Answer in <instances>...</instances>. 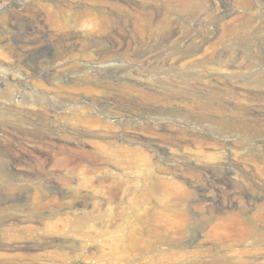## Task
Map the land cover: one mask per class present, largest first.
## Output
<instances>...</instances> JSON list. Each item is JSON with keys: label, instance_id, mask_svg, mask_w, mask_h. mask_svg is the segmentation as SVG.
I'll return each instance as SVG.
<instances>
[{"label": "rangeland", "instance_id": "374dc122", "mask_svg": "<svg viewBox=\"0 0 264 264\" xmlns=\"http://www.w3.org/2000/svg\"><path fill=\"white\" fill-rule=\"evenodd\" d=\"M103 10L114 24L100 29ZM29 40L41 42L40 52L17 56L14 47ZM263 83L264 0H0V217L3 203L17 198L45 214L29 222L40 247L14 246L20 239L9 232L4 238L14 244H0V264H166L182 248L172 244L160 257L156 223L183 243L194 229L197 247L213 253L189 256L187 264H215L212 257L244 249L263 259ZM8 95L20 106L27 97L57 111L20 121L37 116L5 107ZM84 119L145 151L130 156L129 166L103 157L71 174L53 172L46 159L57 158L58 148L48 132L105 142ZM173 130L186 139L181 146L169 144ZM114 180L124 183L112 187ZM177 183L193 195V216L184 223L169 215L179 203L171 188ZM81 195L88 210L95 204L90 217L76 214L85 207ZM240 204L252 208V228L230 219ZM152 209L166 213L156 223L135 219ZM252 259L241 252L228 264Z\"/></svg>", "mask_w": 264, "mask_h": 264}, {"label": "bare ground", "instance_id": "6f19581e", "mask_svg": "<svg viewBox=\"0 0 264 264\" xmlns=\"http://www.w3.org/2000/svg\"><path fill=\"white\" fill-rule=\"evenodd\" d=\"M73 2V1H72ZM74 4V3H73ZM242 4V3H241ZM252 4V3H251ZM73 6V5H72ZM82 8V7H81ZM105 8V7H104ZM85 11V9H82ZM246 11V14L248 13L247 10ZM250 16V15H249ZM73 18V17H72ZM97 18V27H99L100 29H103V28H107V27H111L110 25H113L114 22H113V19H112V16H111V13L110 11H106V10H103L102 13L96 17ZM249 18V17H248ZM131 21V20H130ZM123 22V21H122ZM96 28V27H95ZM93 29V28H92ZM91 34V32H90ZM110 34V33H109ZM31 35V34H30ZM94 35V34H93ZM38 36V35H37ZM42 36V35H41ZM23 37V36H22ZM36 37V35H35ZM74 37V36H73ZM77 37V36H75ZM91 37V36H90ZM24 38V37H23ZM40 38V37H39ZM20 39V38H19ZM31 39V38H30ZM63 39V38H62ZM77 39V38H75ZM74 39V40H75ZM80 39V38H78ZM83 39V38H82ZM81 39V42L84 41L85 39L82 40ZM18 40V39H17ZM27 40V39H26ZM40 40H42L40 38ZM68 42H69V47L67 46V48L65 49L66 51H71V49L73 48V43L74 41H71L69 38L66 39ZM14 41V40H13ZM37 41V40H36ZM48 41V40H47ZM22 42V41H21ZM26 42V41H25ZM44 42V41H43ZM46 42V41H45ZM49 42V41H48ZM88 42V41H87ZM90 42V41H89ZM41 44V42H40ZM40 44H37L36 42H33L32 40H29L27 41L26 43H20L18 44L15 48V54L17 56H31L34 54H38L40 52ZM67 44V43H66ZM52 45V43H51ZM64 45V43H63ZM68 45V44H67ZM81 45V44H80ZM79 45V46H80ZM46 46H47V43H46ZM45 46V47H46ZM82 46V45H81ZM80 46V47H81ZM11 48V47H10ZM44 49V48H43ZM10 50V49H9ZM12 50V48H11ZM13 51V50H12ZM47 51V50H46ZM45 52V51H43ZM72 52V51H71ZM70 52V53H71ZM108 52V51H107ZM13 53V54H14ZM56 54V53H55ZM108 54V53H107ZM47 55V54H46ZM45 55V56H46ZM61 55V54H59ZM66 55V54H65ZM48 56V55H47ZM52 56V54H51ZM54 56V54H53ZM64 56V55H63ZM37 57V56H36ZM42 57V55H41ZM62 57V56H61ZM106 57V56H105ZM188 57V56H187ZM191 57V56H190ZM48 58V57H47ZM52 58V57H51ZM193 58V57H192ZM38 59V58H37ZM97 59V58H95ZM19 60V59H18ZM21 60V59H20ZM43 60V59H42ZM64 60V59H63ZM247 60V58H246ZM50 61V60H49ZM52 61L55 63V61H57L56 59H52ZM42 62V61H40ZM98 62H101V61H98ZM97 63V62H96ZM95 63V64H96ZM100 63L94 65L97 67H100L102 65H99ZM42 65V64H41ZM56 65V64H55ZM62 65V64H61ZM34 66V65H33ZM51 66V65H50ZM43 67V66H42ZM41 67V68H42ZM62 68V66H60ZM55 68V66L53 67V69ZM57 70H58V67H56ZM44 69V68H43ZM47 69V68H46ZM97 71V70H96ZM46 73V72H45ZM52 73V72H51ZM57 73V72H56ZM98 73V72H97ZM78 74V73H77ZM8 76V75H7ZM54 76V74H53ZM80 76V75H79ZM4 78V77H3ZM79 79V78H77ZM85 79V78H84ZM54 80V79H53ZM8 81V80H7ZM84 81V80H83ZM3 82V81H2ZM54 82V81H53ZM86 82V81H85ZM5 82H3L4 84ZM55 83V82H54ZM2 84V85H3ZM59 84V83H58ZM81 84V83H80ZM79 84V85H80ZM264 84V83H263ZM57 85V84H56ZM57 87V86H56ZM58 88V87H57ZM2 89V88H1ZM5 89V88H4ZM60 85H59V90H60ZM62 91V90H61ZM0 92H3V91H0ZM5 93V91L3 92ZM3 93H0L1 96ZM14 95V94H13ZM70 96V95H69ZM14 96H10L8 95L5 99V107H8L10 109H15L14 107L16 108H20L22 111L24 112H27V113H30L31 116L34 115V116H37V119H32L30 118V120H28L27 117H20L18 118L17 120H20V121H28V122H32L33 120H35L36 122L38 121H43V120H46L49 118V116H53V112L57 111V106H51V107H45L43 102L41 100H38L36 104H32L30 102V100L26 97V100L24 101V104L22 106L18 105V103H16ZM41 99V98H40ZM50 102V101H49ZM2 103V102H1ZM4 103V102H3ZM53 103V102H52ZM65 103V102H64ZM45 104H48L45 103ZM75 104V103H74ZM66 105V104H65ZM72 105V104H71ZM50 106V105H49ZM76 106V105H75ZM60 107V106H59ZM70 107V106H68ZM76 108V107H75ZM78 108V107H77ZM60 110V109H59ZM74 110V109H73ZM65 111V110H64ZM78 111V110H77ZM74 110V115L75 116H81L79 115V113ZM21 112V111H20ZM65 112H68V111H65ZM26 114V113H24ZM15 116V115H14ZM19 116V115H18ZM26 116V115H25ZM84 116V115H83ZM74 117V116H73ZM82 117V116H81ZM77 118V117H76ZM54 120V119H53ZM79 120V119H78ZM85 120V119H84ZM180 121V120H179ZM84 123H87V131L89 132H93L95 133L96 135L98 136H102V137H105V142L102 143V142H99V141H93V140H87L86 138H76V139H73V140H63L61 136H55V135H52L51 133L53 132H48V134L46 135L47 138L49 140L52 141V143H55L54 145L57 146V151H56V157L57 158H54L52 159L51 157L50 158H47L46 160L48 162L51 163V167L53 169V172L54 171H57V172H62L63 169L66 170V174L70 173V172H74L79 165L82 164L83 161H90L91 164L94 163V161H102L103 160V157H107L108 158V161L110 162H114V161H118L122 164H128L131 165V160L129 159L130 156H133L135 154H138V153H141L145 150H143V148L141 147H130V146H125V145H121L119 144L118 142L121 141V139L125 140V138H122V135L120 134H117V133H114L112 130L110 129H103L102 128V124L101 123H93L92 121H90L89 119L88 120H85L83 121ZM158 122H162L160 120H158ZM178 122V121H177ZM25 123V122H24ZM61 123V122H60ZM31 124V123H30ZM49 124V123H48ZM51 124V123H50ZM53 124V123H52ZM58 124V123H57ZM61 126V125H60ZM64 129V128H63ZM54 131V130H53ZM186 132V131H185ZM56 133V132H55ZM171 134L174 138H172L170 141H169V144L170 145H178V146H181L183 142L186 141V139H184L183 137H179L178 136V132L176 130H173V133H169ZM131 134H127L125 133V135H123V137L125 136H129ZM140 135V134H139ZM142 135V134H141ZM158 135V134H156ZM155 135V136H156ZM159 136V135H158ZM141 139V138H140ZM176 139V140H175ZM128 140V139H126ZM180 141L181 144L178 142ZM185 144V143H184ZM40 145V144H39ZM146 149H149V148H146ZM152 151H158V147H152L151 148ZM150 149V150H151ZM170 149H173V148H168L167 150L163 149V151H161V154L162 152L164 154H167L168 152H170ZM150 151V152H152ZM147 153V152H146ZM157 154V153H156ZM159 155V154H158ZM48 157V156H47ZM45 160V161H46ZM256 162V161H254ZM257 163V162H256ZM255 163V165H256ZM254 165V166H255ZM88 166H92V165H88ZM188 168L190 169H193L194 167L188 163ZM71 174V173H70ZM66 176V175H65ZM56 178V177H55ZM73 178V177H72ZM67 179V178H66ZM71 179V178H70ZM58 180V179H57ZM65 180V179H64ZM63 180V181H64ZM52 181V180H51ZM55 181V180H54ZM58 182V181H56ZM69 182V180H68ZM71 182V181H70ZM52 183V182H51ZM67 183V182H66ZM123 181L121 180H114L113 183H112V187H120L123 185ZM171 188H172V192L174 194H176L177 196V199H179V203L176 204V206L171 210L172 212L169 213L170 216H172V218L174 220H178L179 221H182V223H184L185 221L189 220L190 218H192L191 216H193L192 214V200H193V195H192V192L191 190H189L188 188H186L185 186L181 185V184H174V185H171ZM64 191V190H63ZM231 191V190H230ZM69 192V191H68ZM67 192V193H68ZM73 192H74V189H73ZM76 192V191H75ZM64 193V192H63ZM72 193V192H71ZM112 193V192H111ZM110 193V194H111ZM249 196V195H248ZM19 199H15V200H7L5 201L3 204H4V207L7 208V212L4 213L0 218V244H5V245H12L14 244V242L12 244L8 243L6 240H5V235L8 234L9 232H13L14 234H17L15 235V237H19V241H16L17 244H15L14 246H20V247H23V248H28V249H32V248H35L36 246L40 247L39 246V242L35 239V237H29V232L32 231V227L30 225L29 222L31 221H44V218H45V214H43L42 212H38L37 210H34V209H30L25 202L23 203H20L18 201ZM18 201V202H17ZM79 202V205H82V206H87L88 205V202L86 201V199L83 197V195L79 196V199L77 200ZM209 201V200H208ZM207 201V204L205 205V208H207V212L211 215V216H214L215 215V210L216 209H212L210 208L211 204L208 203ZM229 201V200H228ZM234 199L231 200V203L234 204ZM223 204V203H222ZM236 205V203H235ZM83 207L81 210H80V213H76L78 215H80L82 218L83 217H90L92 216V213L95 212L94 211V208H95V204L93 205V209L91 210H88L87 208ZM230 206V205H229ZM220 207V206H219ZM240 208V212L234 216H232L230 219L231 220H245V222L252 228L253 226V222L248 220V218H250V215L247 214V211L251 210L252 208H248L246 205H239L238 206ZM97 210V209H96ZM162 213H166V212H162L161 210H157V209H152V212L150 213H147V211H145L144 213H137L135 219H138L139 220V223H142L144 222V220H150V221H153V222H157V218H159ZM260 215V216H259ZM95 216V214H94ZM157 217V218H156ZM258 218L260 219H264V212L260 213L257 215ZM242 220V221H243ZM223 224V223H222ZM240 224V223H239ZM225 225V224H223ZM238 225V224H237ZM241 225V224H240ZM240 227V226H239ZM162 229V225L160 223H156L155 224V228H154V231H155V241L154 242H158L160 243V247L161 249L159 250V256L160 255H164V251H170L171 250V247H172V244H176L178 247L182 248V249H179V250H176V252H172V254L169 256L166 264H187V258L190 256L191 258L195 257L196 254L200 255V254H207V255H210L212 256L213 253L212 252H209V251H205L206 249H202V248H199L197 247L198 244L196 242V237H195V231L194 229L192 231H186L184 233H187V235H190L191 237H189L185 243L183 242H180V238L181 236L179 235V233H176L174 235H172V238H168V236H166L165 234L162 233L161 231ZM183 230V229H182ZM181 230V231H182ZM164 232V231H163ZM182 233V232H180ZM12 234V233H10ZM31 234V233H30ZM189 247V248H187ZM192 247H196L195 249H193ZM241 252H243L244 254H249V255H253V257L255 259H252V261H249L250 264H256V263H261V264H264V258L259 260L258 257H259V254L258 253H253L250 249H244V250H231V252L229 251V255L228 257H224V256H215V257H212V260L215 262V264H228V262L230 261V259L234 256H238ZM161 257V256H160ZM264 257V256H263ZM158 261H161V260H158ZM208 264V263H206ZM214 264V263H213Z\"/></svg>", "mask_w": 264, "mask_h": 264}]
</instances>
